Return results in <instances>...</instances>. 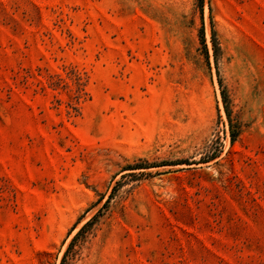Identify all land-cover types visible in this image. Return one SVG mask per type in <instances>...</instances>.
I'll list each match as a JSON object with an SVG mask.
<instances>
[{
    "label": "rangeland",
    "instance_id": "rangeland-1",
    "mask_svg": "<svg viewBox=\"0 0 264 264\" xmlns=\"http://www.w3.org/2000/svg\"><path fill=\"white\" fill-rule=\"evenodd\" d=\"M0 264H264V0H0Z\"/></svg>",
    "mask_w": 264,
    "mask_h": 264
},
{
    "label": "trees",
    "instance_id": "trees-1",
    "mask_svg": "<svg viewBox=\"0 0 264 264\" xmlns=\"http://www.w3.org/2000/svg\"><path fill=\"white\" fill-rule=\"evenodd\" d=\"M215 48V47H214ZM223 100H225V97H224V99ZM224 103H225V101H224ZM89 223H87V225H88ZM82 231V229L76 234V235H78L80 232ZM76 237V236H75Z\"/></svg>",
    "mask_w": 264,
    "mask_h": 264
}]
</instances>
